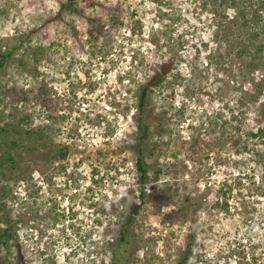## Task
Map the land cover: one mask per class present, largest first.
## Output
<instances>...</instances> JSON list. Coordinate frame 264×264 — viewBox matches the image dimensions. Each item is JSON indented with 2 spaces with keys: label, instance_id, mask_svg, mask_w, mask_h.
<instances>
[{
  "label": "rangeland",
  "instance_id": "obj_1",
  "mask_svg": "<svg viewBox=\"0 0 264 264\" xmlns=\"http://www.w3.org/2000/svg\"><path fill=\"white\" fill-rule=\"evenodd\" d=\"M65 2L0 0V264H110L139 192L137 88L172 55L186 80L151 98L128 264H177L190 236L187 264H264L262 71L235 47L216 68L211 0Z\"/></svg>",
  "mask_w": 264,
  "mask_h": 264
},
{
  "label": "trees",
  "instance_id": "obj_2",
  "mask_svg": "<svg viewBox=\"0 0 264 264\" xmlns=\"http://www.w3.org/2000/svg\"><path fill=\"white\" fill-rule=\"evenodd\" d=\"M77 0H66L65 3L59 4V11H69L72 14L82 15V11L77 8ZM212 4V5H211ZM211 6L213 8L214 21L218 18L219 22L214 27L212 32L213 41L216 48L212 55H214V64L219 69L223 66L224 56H222L221 49H224V55L230 57L231 54H227L232 48L235 50L236 59L243 62L244 69H248L250 72L262 71L261 80L257 82V86L261 88L264 85V0H211ZM224 12L220 15V12ZM233 14V23L238 28L240 34H232V27H227L226 16L227 13ZM59 12V13H60ZM92 29L89 31V37L94 38L96 34H101L102 26H98L95 20H89ZM244 37L240 39L239 37ZM227 54V55H226ZM176 55H172L166 58L164 61L155 64L152 67V71L147 74L142 83L137 88L136 95V114L135 120V144L132 149L136 154V171H137V189L138 196L136 202L131 206L129 215L120 226L118 239L113 244V250L111 252L110 264H128L131 248V228L133 227L135 215H137L141 202L147 197V191L150 189V178L147 174L145 165L143 164V156L146 149L149 147L154 148L155 145L151 143V130L147 124L146 115L151 114L153 110L151 108V98L154 92L165 85L174 89L176 85L181 84L186 80L185 75L182 74L178 68L179 61H183L184 58H179V61L175 58ZM230 59V58H229ZM187 60L186 63L192 61ZM220 60V61H218ZM223 60V61H222ZM222 61V62H221ZM184 62V61H183ZM0 60V66L2 65ZM187 66V65H186ZM259 118L264 123V102L260 105ZM158 133L163 135L165 132L163 123H160ZM158 176L153 180H156ZM140 202V203H139ZM6 236L10 237L9 234ZM195 241L194 236H190L186 243V247L182 252L177 264H187L191 258L192 246ZM112 245V244H111Z\"/></svg>",
  "mask_w": 264,
  "mask_h": 264
}]
</instances>
